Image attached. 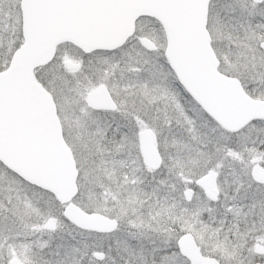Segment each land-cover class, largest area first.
I'll return each mask as SVG.
<instances>
[{"label":"snow or ice","instance_id":"1","mask_svg":"<svg viewBox=\"0 0 264 264\" xmlns=\"http://www.w3.org/2000/svg\"><path fill=\"white\" fill-rule=\"evenodd\" d=\"M0 264H264V0H0Z\"/></svg>","mask_w":264,"mask_h":264}]
</instances>
